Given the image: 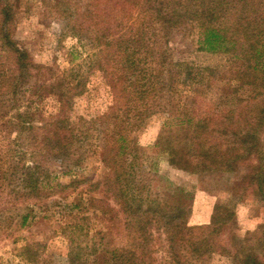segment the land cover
Instances as JSON below:
<instances>
[{"label":"trees","instance_id":"1","mask_svg":"<svg viewBox=\"0 0 264 264\" xmlns=\"http://www.w3.org/2000/svg\"><path fill=\"white\" fill-rule=\"evenodd\" d=\"M39 3L43 18L96 51L85 74L36 63L15 38L19 2L0 0V232L37 219L35 207L54 196V173L72 175L93 156L96 171L57 183L59 195L80 190L55 233L68 242V264H264V219L240 232L235 208L216 203L208 221L194 223L197 193L166 181L154 161L163 153L191 175L244 171L264 209V0ZM185 35L199 52L226 55L228 66L177 61L174 45ZM92 74L108 92L100 117L80 104ZM176 94L182 106H173ZM160 115L167 118L145 167L135 135ZM106 117L110 133L97 141ZM40 247L28 243L20 256L38 263Z\"/></svg>","mask_w":264,"mask_h":264},{"label":"rangeland","instance_id":"2","mask_svg":"<svg viewBox=\"0 0 264 264\" xmlns=\"http://www.w3.org/2000/svg\"><path fill=\"white\" fill-rule=\"evenodd\" d=\"M17 1L19 2L20 13L15 27V38L30 51L34 61L38 64L58 67L61 71L82 66V73H88L86 63L96 50L75 36L65 34L66 29L61 22L52 18H43L44 9L41 8L39 0ZM194 43L191 36L179 37L174 45L176 48L175 59L193 62L200 67H216L220 71L228 66L229 58L226 55L199 52ZM102 81L104 82L100 75L92 74L88 93L80 103L84 109L83 112L88 111L94 117L104 115L108 107V92ZM241 95H248L247 89H242ZM21 99L22 104L25 105L34 98L29 91ZM174 100L173 106H182L185 101V99L178 97V94ZM44 104L46 108L52 111L57 108V103L52 98H48ZM107 117L109 118V115ZM107 117L99 122L102 129L107 128L104 130V134L101 133V136L98 133L97 141H100V137H105L110 133L107 132L110 125V120ZM166 118L167 116L160 115L149 119L143 130L135 135L143 147L145 167L152 165V143L160 135L162 122ZM88 158L81 164L80 171L75 170L72 175L63 172L64 170H58L54 173L56 176L52 180L55 189L54 196L46 202H42V206L39 205L42 209L35 207L37 219L30 221L21 230L13 228L0 232V264H68L66 257L68 242L64 237L55 233L59 225L64 223L69 205L74 199L77 201L79 198L80 190L67 193V196L59 195L57 183H68L73 176H81L83 173L96 171L98 159L93 156ZM154 158L161 177L177 187L197 193L192 216L194 223L208 221L210 212L216 203L228 204L235 208L234 227L240 232L246 230L253 232L264 219L263 204L247 190L246 184L241 180L244 171L235 174L208 172L191 175L171 167L167 156L163 153L156 154ZM84 197L86 198L85 194ZM90 215L94 226L103 228L104 223L101 215L97 213H90ZM43 217L45 218L39 219ZM28 243L42 244V247L38 249L42 258L38 263H29L23 256H20L21 249Z\"/></svg>","mask_w":264,"mask_h":264}]
</instances>
